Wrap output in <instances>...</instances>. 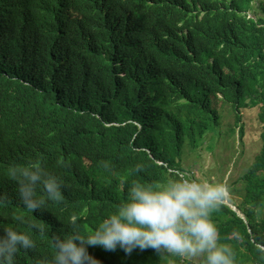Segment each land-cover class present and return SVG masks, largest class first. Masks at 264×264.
<instances>
[{"label":"trees","instance_id":"16d2710c","mask_svg":"<svg viewBox=\"0 0 264 264\" xmlns=\"http://www.w3.org/2000/svg\"><path fill=\"white\" fill-rule=\"evenodd\" d=\"M252 1L0 0V229L36 241L15 264L50 257L52 238L73 230L72 214L88 209L83 227L114 212L124 196L118 177L136 165L143 170L130 179L143 183L189 178L184 146L215 131L223 102L235 126L257 110L261 147L243 174V218L222 202L212 220L234 264H264V7L250 16ZM31 162L63 184L62 202L39 213L22 207L9 175ZM88 251L100 264L181 260L151 249Z\"/></svg>","mask_w":264,"mask_h":264},{"label":"clouds","instance_id":"9594fccd","mask_svg":"<svg viewBox=\"0 0 264 264\" xmlns=\"http://www.w3.org/2000/svg\"><path fill=\"white\" fill-rule=\"evenodd\" d=\"M101 167L113 174L112 164ZM136 165L118 177L124 193L118 208L104 216L97 225L81 222L89 215L85 208L70 217L73 230L52 238L50 257L37 264H100L88 248L100 247L106 252L121 249L131 255L134 250L151 249L157 256L167 254L200 264H234V249L221 243L212 220L228 192L224 183L186 178L182 173L159 183L130 179L142 172ZM18 182V198L28 212L39 213L49 202H62L60 178L40 163L31 162L10 170ZM39 193V194H38ZM18 222L24 217L18 215ZM35 232L46 231L44 224L32 223ZM36 247L33 236L14 228L0 229V264H15L18 251Z\"/></svg>","mask_w":264,"mask_h":264},{"label":"rangeland","instance_id":"374dc122","mask_svg":"<svg viewBox=\"0 0 264 264\" xmlns=\"http://www.w3.org/2000/svg\"><path fill=\"white\" fill-rule=\"evenodd\" d=\"M254 11L250 16L262 15L264 0L252 1ZM221 123L215 131H208L198 147L184 146L183 168L189 178L206 180L210 183L221 182L227 186L228 192L223 202L239 211V205L245 199V183L243 174L253 162L261 147L260 132L262 127L257 110L241 112L238 126L229 103L221 104ZM243 126L244 135L239 136V128ZM234 131L230 129L234 128ZM187 146V147H186ZM197 260H180V264H197ZM176 264V261H169Z\"/></svg>","mask_w":264,"mask_h":264},{"label":"water","instance_id":"95a60500","mask_svg":"<svg viewBox=\"0 0 264 264\" xmlns=\"http://www.w3.org/2000/svg\"><path fill=\"white\" fill-rule=\"evenodd\" d=\"M223 203H225V204H227L228 206H230V208L232 209V210H234L241 218H243V215H242V213L240 212V211H238V210H236L233 206H231L230 204H228V203H226V202H223Z\"/></svg>","mask_w":264,"mask_h":264}]
</instances>
